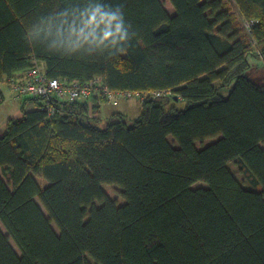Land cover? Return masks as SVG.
<instances>
[{
	"label": "trees",
	"instance_id": "1",
	"mask_svg": "<svg viewBox=\"0 0 264 264\" xmlns=\"http://www.w3.org/2000/svg\"><path fill=\"white\" fill-rule=\"evenodd\" d=\"M167 1L0 0V83L35 60L161 92L104 126L102 97H18L0 135V264H264V78L246 74L264 62V0Z\"/></svg>",
	"mask_w": 264,
	"mask_h": 264
},
{
	"label": "built area",
	"instance_id": "2",
	"mask_svg": "<svg viewBox=\"0 0 264 264\" xmlns=\"http://www.w3.org/2000/svg\"><path fill=\"white\" fill-rule=\"evenodd\" d=\"M32 63L31 67L1 82L0 94L3 84L7 85L17 98L27 95L44 96L50 94L67 102H89L92 97H102L109 103H116L119 100L132 98L144 100L147 96L161 94V92H151L148 95L137 91L113 90L108 88L100 77H94L86 82H80L78 79L50 78L35 60Z\"/></svg>",
	"mask_w": 264,
	"mask_h": 264
},
{
	"label": "rangeland",
	"instance_id": "3",
	"mask_svg": "<svg viewBox=\"0 0 264 264\" xmlns=\"http://www.w3.org/2000/svg\"><path fill=\"white\" fill-rule=\"evenodd\" d=\"M162 1L164 3L165 8L168 10V12L172 13L173 9H172L171 5L169 4V2L167 0H162ZM250 61H251V65H250V69L246 73L247 76L250 79H252L253 81H255V82H261V80L264 78V62L262 61L260 56H253ZM228 90H229V87L227 89H224L222 91V93L224 95H226ZM149 97H153V96H149ZM147 98H148V96H147ZM142 101L143 100H139V99H136V98H132V99H128V100H119L116 103L107 104L108 106L106 105V107H112V105H114L115 107L122 108L124 106L123 103L126 102V104L130 105L129 109H128V111H125V110H122V111L125 112V120H126V122L128 124H130L132 122V120L135 119L138 116V114L140 112L139 106H141V102ZM170 105L175 106L177 109H182V108L185 107V102L183 100H180V99H177V100L176 99H174V100L172 99V100H169L168 102H166L165 108L167 109ZM106 107L105 108L103 107L104 110L101 109V112H102L103 116L98 122L99 126H104L106 124V122L108 121L109 117H107ZM169 139H171V138L169 137ZM210 140H213V138L206 139L205 141H203L201 143H202V145H204L207 142H210ZM196 144L198 146H200L199 142H197ZM229 166L232 169V171L234 172V174L236 175V177L239 180L242 179L241 175L239 173H237V171L233 167V165L229 164ZM200 184H202V183L197 182V183H194L193 186H198ZM104 188H105L107 194L110 197L117 199V201L119 203L122 202V198L119 195L118 188L113 187V186H108V185L107 186L105 185Z\"/></svg>",
	"mask_w": 264,
	"mask_h": 264
},
{
	"label": "crops",
	"instance_id": "4",
	"mask_svg": "<svg viewBox=\"0 0 264 264\" xmlns=\"http://www.w3.org/2000/svg\"><path fill=\"white\" fill-rule=\"evenodd\" d=\"M99 103H100L99 111L94 115L97 118L98 122L103 116L101 109L104 110L107 104H111L107 101H101ZM123 105L124 108L115 107L114 105H112V107H106L107 117L110 118V116L115 112H120L125 115V112L122 110L128 111L130 105L126 104V102L123 103ZM25 107H29V106L25 105ZM139 110H140V106H139ZM20 116H21V111H20L19 98L14 96L13 92L8 88L7 85L3 84L1 86V94H0V135L4 132L5 123L9 117H20Z\"/></svg>",
	"mask_w": 264,
	"mask_h": 264
}]
</instances>
